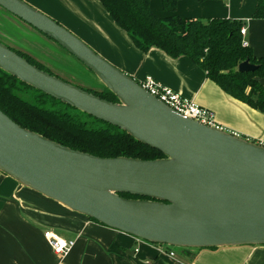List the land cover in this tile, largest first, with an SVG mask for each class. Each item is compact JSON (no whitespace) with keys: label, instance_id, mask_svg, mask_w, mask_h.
Returning a JSON list of instances; mask_svg holds the SVG:
<instances>
[{"label":"water","instance_id":"water-1","mask_svg":"<svg viewBox=\"0 0 264 264\" xmlns=\"http://www.w3.org/2000/svg\"><path fill=\"white\" fill-rule=\"evenodd\" d=\"M0 8L52 40L112 93L109 102L29 64L0 42V70L159 151L100 158L26 130L0 111V173L73 213L153 245L264 246V146L185 118L22 0ZM258 66L245 60L239 73ZM128 194L140 199L121 197Z\"/></svg>","mask_w":264,"mask_h":264},{"label":"crops","instance_id":"crops-1","mask_svg":"<svg viewBox=\"0 0 264 264\" xmlns=\"http://www.w3.org/2000/svg\"><path fill=\"white\" fill-rule=\"evenodd\" d=\"M22 1L71 31L135 81L152 77L211 110L220 129L264 146V114L225 94L188 58L173 59L156 48L139 51L99 0ZM257 1L216 0L219 6L214 7L212 18L245 22L247 47L256 59H264V20L252 19ZM150 8L156 16H166L161 0H152ZM176 14L190 19L201 16L186 12L182 0ZM258 81L264 86V79ZM46 230L74 241L72 250L65 256L55 254L43 237ZM191 252L194 259L177 250L175 257H169L156 245L73 213L0 173V264H264V246Z\"/></svg>","mask_w":264,"mask_h":264},{"label":"trees","instance_id":"trees-1","mask_svg":"<svg viewBox=\"0 0 264 264\" xmlns=\"http://www.w3.org/2000/svg\"><path fill=\"white\" fill-rule=\"evenodd\" d=\"M99 1L139 51L147 53L156 48L173 59L188 58L225 94L264 114V86L258 81L264 79V59H256L250 48L242 46L240 30L245 22L180 17L176 14L180 0H161L162 10L166 14L164 18L151 11L152 0ZM195 1L203 4L216 0ZM252 19L264 20V0L257 1ZM11 50L29 64L59 78L31 56ZM245 60L258 66V69L254 73H239L237 67ZM82 89L100 99L117 102L116 97L104 87L99 91ZM0 111L26 130L71 150L95 157H126L144 161L164 157L159 151L137 142L124 131L32 89L2 70ZM120 196L140 199L128 194Z\"/></svg>","mask_w":264,"mask_h":264},{"label":"rangeland","instance_id":"rangeland-1","mask_svg":"<svg viewBox=\"0 0 264 264\" xmlns=\"http://www.w3.org/2000/svg\"><path fill=\"white\" fill-rule=\"evenodd\" d=\"M182 3L186 12L193 10L197 12V14H201V16L192 19L212 18L215 16L214 14H216L214 7L217 10L219 6L216 1L199 4L195 0H191L190 2L189 0H182ZM0 42L11 49L31 56L37 62L52 71L56 76L73 85L96 91L103 88L101 83L91 72L62 50L56 43L33 28L23 25L1 9ZM174 249L177 251L180 250Z\"/></svg>","mask_w":264,"mask_h":264},{"label":"built area","instance_id":"built-area-1","mask_svg":"<svg viewBox=\"0 0 264 264\" xmlns=\"http://www.w3.org/2000/svg\"><path fill=\"white\" fill-rule=\"evenodd\" d=\"M246 34L245 26L240 30L242 36V46L247 47V43L244 41ZM140 86L147 91L150 95L157 98L160 102L167 105L176 113L181 116L196 121L207 127H217L214 113L194 103L193 101L182 97L181 95L171 91L161 83L157 82L152 77H145L142 81L138 82ZM43 237L46 240L50 249L60 256L67 255L75 245L74 241L65 240L60 235L52 230H46L43 233ZM163 250L169 257H175V249L166 245H156Z\"/></svg>","mask_w":264,"mask_h":264},{"label":"flooded vegetation","instance_id":"flooded-vegetation-1","mask_svg":"<svg viewBox=\"0 0 264 264\" xmlns=\"http://www.w3.org/2000/svg\"><path fill=\"white\" fill-rule=\"evenodd\" d=\"M1 9V8H0ZM3 10V9H1ZM10 16V15H9ZM12 18L16 19L17 21H19L20 23H22L23 25H26L25 23H23L22 21H20L19 19L15 18L14 16L11 15ZM28 26V25H27ZM30 27V26H29ZM23 53V52H22Z\"/></svg>","mask_w":264,"mask_h":264}]
</instances>
